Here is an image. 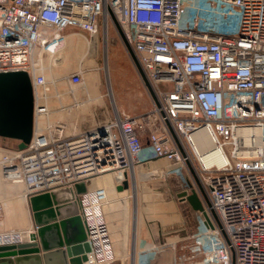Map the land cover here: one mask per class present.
<instances>
[{
	"label": "built area",
	"instance_id": "obj_1",
	"mask_svg": "<svg viewBox=\"0 0 264 264\" xmlns=\"http://www.w3.org/2000/svg\"><path fill=\"white\" fill-rule=\"evenodd\" d=\"M99 18L106 32L118 24L152 107L68 137L49 121V94H60L46 59H58L70 27L97 34ZM14 71L32 81L34 134L25 150L0 147V167L25 198L108 173L122 184L140 164L176 157L207 218L199 212L175 264H264V0H0V73ZM69 80L81 87L84 72ZM199 130L218 151L205 162L191 140ZM107 203L104 188L79 197L84 264L116 260ZM28 232H0V246L28 242Z\"/></svg>",
	"mask_w": 264,
	"mask_h": 264
},
{
	"label": "crops",
	"instance_id": "obj_2",
	"mask_svg": "<svg viewBox=\"0 0 264 264\" xmlns=\"http://www.w3.org/2000/svg\"><path fill=\"white\" fill-rule=\"evenodd\" d=\"M101 27L99 21V30L94 35L80 28H68L65 31L66 39L63 48L59 51L58 59L56 61L50 60L49 57L46 59L45 74L49 79H53L56 82V91L60 94V99H56L55 104L50 105L49 121L51 123L63 124L65 126V135L68 137L78 135L96 125L113 120L116 112L120 115L134 116L145 113L152 107L150 97L146 93L147 91L143 83H141L142 81H139V87L141 86L139 92L141 95L140 104L135 105L134 109L128 111L124 105L119 103L116 105L114 100V105L117 108L116 112L112 114L113 116L105 120L96 118L97 108L105 102L101 100H104V97L109 93L108 85L106 83L104 85L100 81L104 78V73H102L104 70L103 57L105 54V44L106 49L108 45L110 24L107 32L104 27ZM116 30L118 36H120L117 28ZM83 52H86L89 58H86V61L80 64L81 62L78 63L73 58L78 55L80 56ZM128 56L133 63L129 54ZM71 58L72 60H70ZM90 61L91 64H89ZM89 66L91 68L90 73L97 80L96 83L90 87L85 86L83 93L71 94L70 75L83 71L85 76L89 70ZM143 141L146 144L148 143L146 138H143ZM13 142H15V146L18 148L19 142L15 140ZM139 166L134 169L135 171H131L135 174V178L131 175L129 176L130 172L128 173V177L125 180L128 182V188L118 191L117 188L122 186L124 182L119 184L115 177L116 183L113 184L115 192L114 189H108L109 193H111V198L109 197L110 199L105 205L104 211L113 249L116 254V260L109 264H159V261L149 260L150 262L148 261L149 263H147L144 259H141L143 253L146 254L147 260L148 258L154 259V256L159 254H164L162 259L163 263L166 264L169 261V252L176 244L177 235H180L179 237H183L182 239H184L187 234L188 238V236L191 237L200 230L202 216L186 200H182L179 197L181 193L186 191L187 185L177 176L176 171L178 169L175 168L178 166V159L176 157L155 158L143 164L144 169L149 170V174L155 177L159 173L160 177L168 179H164V182L168 181L169 185L172 186V188L168 187L166 189V184L165 189L159 190L158 188H153L149 193L140 192L143 191V188L141 189L139 186H143L141 182L145 178L137 177L139 173L137 168ZM171 178L174 179L171 180ZM173 181L182 186L180 192L177 194V200L182 209H184L185 218L183 216L180 218L179 213L177 215V202L175 188L172 185ZM134 185L138 188L135 189ZM5 187L10 193L7 195L9 198L7 199L8 202H5V207L0 210L3 212L1 214L2 217L0 216V232L34 230L36 225L29 203L31 196L25 198V190L21 185H9ZM86 187L87 191L94 188L91 187V184L86 185ZM74 207L73 205H69L62 208L63 216L72 215ZM78 209L80 213L79 203Z\"/></svg>",
	"mask_w": 264,
	"mask_h": 264
},
{
	"label": "water",
	"instance_id": "obj_3",
	"mask_svg": "<svg viewBox=\"0 0 264 264\" xmlns=\"http://www.w3.org/2000/svg\"><path fill=\"white\" fill-rule=\"evenodd\" d=\"M117 28L120 32L118 24ZM34 127L35 97L29 74L25 71L0 73V138L18 141V149L22 151L31 142ZM126 188L128 182L124 181L117 190ZM86 192V183L80 182L74 188L31 196L29 202L36 230L28 242L0 246V264H84L91 249L86 242L78 200ZM179 197L207 218L195 189L190 193L184 191ZM69 205L75 206L74 213L65 217L62 208Z\"/></svg>",
	"mask_w": 264,
	"mask_h": 264
},
{
	"label": "rangeland",
	"instance_id": "obj_4",
	"mask_svg": "<svg viewBox=\"0 0 264 264\" xmlns=\"http://www.w3.org/2000/svg\"><path fill=\"white\" fill-rule=\"evenodd\" d=\"M99 21H100V25L103 27L102 19L99 18ZM115 27L116 26L114 25V23L110 22V32L108 35V45H107V49H106V44H105V54L103 57L104 58V66H103L104 70L102 71V73H104V76H103L104 78H102V80L100 82H102L104 85H105V83L108 85L109 93H108V95H106V97H104V100H101V101H105V102H103L101 104V106L97 108L96 118H101V120H105L106 118L112 117L113 116L112 114L114 112H116L117 107H115V105H114V100L116 102V105L118 103L122 104L128 109V111H130V109H134L135 105H138L141 103V95L139 93L141 90L140 89L141 86L139 87V81L141 82V80H140L141 78L139 76L138 71H136L134 64L130 61L129 56H128L129 53L126 49V46L122 42V39H120V36H118L117 30ZM105 43H106V40H105ZM85 54H86V52H83V55H85ZM78 56H76L77 58L74 57L73 59H75L76 62L80 63L82 54L79 57ZM88 58L89 57H87V59ZM70 60H72V58ZM91 60H93V58H91ZM59 61H61V60H59ZM84 61H86V58ZM84 61L80 64H83ZM89 64H91V61ZM89 64H86V65H89ZM107 64H108V66H107ZM90 69L91 68L89 66V70L86 72L87 74L84 76V84L81 86L83 88L85 86L90 87L94 83H96V81H97L93 78V75L90 73L91 72ZM81 87L77 88V87L72 86L70 88V93L71 94L83 93L85 88L83 89ZM81 89H82V91H81ZM108 89H106V91H108ZM146 91H147V89H146ZM146 93L149 95L148 91ZM49 95H50V105L55 104L56 93L54 92V90H52L51 94H49ZM149 97H150V95H149ZM50 105H49V107H50ZM114 117H115V114H114ZM14 143L15 142H13V140H8V139L0 140V147L3 149L4 148L14 149V148H16ZM1 153H3V152H1ZM163 166H165V165H163ZM142 167H143V164H140V166L137 168L138 172H139L137 174V177L138 178L141 177L142 179L145 178L144 181L141 182L143 184V186H141V185L139 186L141 189L143 188V191H140L141 193H149V192H151V190L153 188H158L159 190H163V189H165L166 184H167L166 189L168 187L172 188V186L169 185L168 181H165L167 183L164 182L165 178L160 177L159 173L154 177L152 174L148 173L149 170H145L144 167L143 168ZM176 173H177L178 178H180L183 182L186 183V185H187L186 191H188L190 193L192 189H195L194 186H195L196 180H193L192 175H191V173H189L187 168L179 169L178 171H176ZM103 175H106V174H103ZM130 175L133 178H135V174H133V172H130L129 176ZM111 176L113 179V182H112V185H113L114 183H116V181L114 179L116 176L115 175H111ZM173 179L171 178V180H173ZM97 180H95V181L93 180L94 182L92 181L93 182L92 185L94 186L93 189L103 187V186H100L99 184L95 185V182H97ZM165 180H168V179H165ZM3 185L9 186V185H16V184L6 180L3 177V171H2V168L0 167V207H1L0 210L3 209V207H5V205H6L5 202H8L7 199H9V198L7 195L10 193L5 186L2 187ZM172 185L175 188V196H176V202H177V215L179 213L180 218L182 216H183V218H185L184 211H183L184 209H182V207L180 206V204L177 200L178 199L177 194H178V192H180V188H182V186L179 185L176 181L175 182L173 181ZM134 187H135V189L138 188L135 185H134ZM103 188H107V187H103ZM137 193H138V191H137ZM109 195H110V193H109ZM109 197L111 198V196H109ZM109 199H108V201H109ZM1 214H3L2 211H0V216H1ZM1 217H0V219H1ZM12 231H15V230H12ZM4 232H6V231H4ZM7 232H9V231H7ZM187 235L185 236L186 238H184V239H182L183 237H179L180 235H177L178 237L176 240L175 249L170 250L169 261L166 264H175V262H177V259H179L180 257H182L186 254L185 253L186 247H188L190 242H191L190 241L191 237L188 236V238H187ZM163 255L164 254H159L157 256H154V259L148 258V260H147L146 254L143 253L141 255V257L147 263H149L150 261L153 260L155 262L159 261V264H165V263H163V259H162Z\"/></svg>",
	"mask_w": 264,
	"mask_h": 264
},
{
	"label": "bare ground",
	"instance_id": "obj_5",
	"mask_svg": "<svg viewBox=\"0 0 264 264\" xmlns=\"http://www.w3.org/2000/svg\"><path fill=\"white\" fill-rule=\"evenodd\" d=\"M89 57V55L85 54L81 56V63L85 60V58ZM61 110V109H60ZM191 140L193 141L194 145L196 146L197 148V151L199 152V154L201 155V159L202 161H207V159L209 158V155L211 153H214V154H217V149L216 147L214 146V143H213V139L211 138V136L209 135V133L206 131V130H199L197 132H195L192 136H191ZM212 154V155H214ZM135 171V170H133ZM124 173H120L119 175L122 177ZM111 175H114V173H109V174H106V175H103V176H100V177H97L94 179L97 180V182H95V185L99 184L100 186H103V187H107V188H104L105 189V194H106V197L110 196L109 195V191L108 189L110 188L111 190H113V185H112V182H113V179H112V176ZM93 181V182H94ZM91 181V187H94L92 185L93 183ZM99 182V183H98ZM97 187V186H96ZM102 187V188H103ZM115 191V189H114ZM25 192V191H24ZM111 194V193H110ZM113 194V193H112ZM117 195V194H116ZM109 199V198H108ZM78 203H79V200H78ZM80 206V204H79ZM33 214V213H32ZM36 228H34V230H29L28 232V237L27 239H29V235L33 232H35ZM30 233V234H29Z\"/></svg>",
	"mask_w": 264,
	"mask_h": 264
}]
</instances>
